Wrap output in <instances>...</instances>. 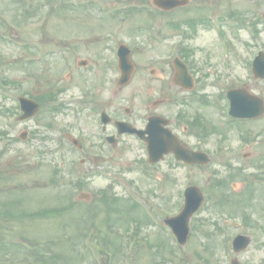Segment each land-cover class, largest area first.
<instances>
[{"label":"rangeland","instance_id":"374dc122","mask_svg":"<svg viewBox=\"0 0 264 264\" xmlns=\"http://www.w3.org/2000/svg\"><path fill=\"white\" fill-rule=\"evenodd\" d=\"M95 1L126 10V20H120L121 14L113 18L114 12L101 11L91 0H0V88L8 90L0 94V264H231L233 259L237 264H264V115L244 121L245 126L229 124L225 101L220 103L223 115L217 104L227 87L248 86L264 101V79H252L249 65L253 52L264 51V0H190L170 15L140 7L150 0ZM130 6L137 7L135 12L128 13ZM205 11L222 18L233 11L240 23L255 24L256 32L241 25L227 28L232 53L225 67L220 33L203 23L187 25V18L198 19ZM151 26L157 40L150 43L146 29L133 32ZM119 43L130 47L136 68L129 84L118 89ZM177 43L193 50L198 76L193 91L184 94L159 73L149 74L151 68L163 66L157 57L175 51ZM51 50L54 54L44 62L42 53ZM80 59L87 65L79 67ZM209 90L217 94L207 95L206 105L196 104L200 101L193 95ZM54 91H60L54 101L64 97L65 106L51 110L44 101L32 119L17 121L15 96L35 99ZM166 94L183 101L168 102ZM78 96L91 105L76 109L72 98ZM153 99L166 102L152 108ZM203 106L210 123L221 129L204 137L200 127L187 125ZM124 107L130 108L126 114ZM103 108L139 125L151 113L176 115L174 132L211 160L185 165L168 155L150 165L145 148L131 137L108 145L97 133L96 115ZM181 113L185 119L179 118ZM24 130L29 137L22 141L18 135ZM246 130L254 135L245 146L239 139L246 137ZM68 134L84 152L72 147ZM237 144L242 146L236 151ZM245 152L249 154L243 157ZM218 178L226 183L216 184ZM188 184L203 190L205 202L190 221L187 243L180 246L162 221H146L143 209L133 202L162 220L179 211ZM81 191L90 194L88 202L76 199ZM39 209L50 213L40 214ZM246 214L250 221H243ZM225 216L232 219L223 221ZM89 224L101 231L92 241L98 247L109 244L114 256H91L89 237L83 238ZM236 234L251 239L240 253L231 249Z\"/></svg>","mask_w":264,"mask_h":264},{"label":"water","instance_id":"95a60500","mask_svg":"<svg viewBox=\"0 0 264 264\" xmlns=\"http://www.w3.org/2000/svg\"><path fill=\"white\" fill-rule=\"evenodd\" d=\"M164 2V6L166 8H169L173 5H175L178 0H162ZM128 50L126 47L121 46L120 49V64L123 72H127V69L129 68L130 62L128 58ZM254 73L255 77H264V54H260L258 57L255 67H254ZM255 102H257L255 104ZM23 107H25V115L23 117L30 116L32 115L35 110H36V105L31 103L30 101H24ZM248 110L246 111V116L252 117L256 116L259 113L256 111V108H259V112L262 111L263 109V104L262 101L258 98H254V103H251L248 106ZM258 110V109H257ZM28 111V112H27ZM22 137L24 134L21 135ZM172 150L177 158H183L186 160L189 159H198L199 154L197 153H192L193 155L195 154L196 157H188L185 149L178 143V142H172L170 140L162 139V136L159 135L158 139L154 140L151 147V161H157L164 153L167 151ZM189 158V159H188ZM197 189H191L190 193L194 196L195 192ZM198 193V192H197ZM199 194V193H198ZM200 195V194H199ZM202 196H197L196 199H193L191 196L190 198L187 199L186 206L184 210L181 212V214L178 216V218L175 221H169L168 223L172 226L174 233L176 236L179 238L181 243H184L186 241V238L188 236V218L189 216L198 208L199 204L201 203ZM244 239L243 237H238L237 240H242ZM242 244L241 242H239ZM245 244V243H244ZM243 244V245H244Z\"/></svg>","mask_w":264,"mask_h":264},{"label":"flooded vegetation","instance_id":"af4514ba","mask_svg":"<svg viewBox=\"0 0 264 264\" xmlns=\"http://www.w3.org/2000/svg\"><path fill=\"white\" fill-rule=\"evenodd\" d=\"M162 72H164V69H162ZM113 127V126H112ZM113 129H114V127H113Z\"/></svg>","mask_w":264,"mask_h":264}]
</instances>
